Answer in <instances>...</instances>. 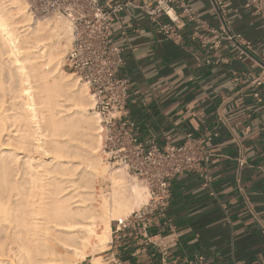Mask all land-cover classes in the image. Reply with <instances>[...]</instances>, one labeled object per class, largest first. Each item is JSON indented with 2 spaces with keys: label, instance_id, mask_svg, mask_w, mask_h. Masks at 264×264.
Returning a JSON list of instances; mask_svg holds the SVG:
<instances>
[{
  "label": "crops",
  "instance_id": "1",
  "mask_svg": "<svg viewBox=\"0 0 264 264\" xmlns=\"http://www.w3.org/2000/svg\"><path fill=\"white\" fill-rule=\"evenodd\" d=\"M155 1L99 0L105 8L132 4L112 24L115 42L124 50L121 73L131 84L127 117L140 140L155 139L160 146L180 145L186 134L203 138L213 195L197 175L177 177L167 209L176 232L170 256L163 261L152 245L119 243L108 248L106 262L112 264L116 255L132 264H178L203 254L206 264H264V111L251 85L264 77V0L260 14L251 0H223L229 28L250 44L242 56L227 42L212 48L217 37L196 24L182 29L180 43L165 40L136 8ZM185 2L219 33L210 0ZM195 31L202 36L192 40ZM258 91L264 97V84ZM213 131L218 137L204 141Z\"/></svg>",
  "mask_w": 264,
  "mask_h": 264
},
{
  "label": "bare ground",
  "instance_id": "2",
  "mask_svg": "<svg viewBox=\"0 0 264 264\" xmlns=\"http://www.w3.org/2000/svg\"><path fill=\"white\" fill-rule=\"evenodd\" d=\"M25 9L0 0V264H81L107 247L108 218L146 191L100 199V121L87 88L61 71L71 29L56 18L30 25Z\"/></svg>",
  "mask_w": 264,
  "mask_h": 264
},
{
  "label": "built area",
  "instance_id": "3",
  "mask_svg": "<svg viewBox=\"0 0 264 264\" xmlns=\"http://www.w3.org/2000/svg\"><path fill=\"white\" fill-rule=\"evenodd\" d=\"M210 1L220 21L219 33L207 28L185 0H156L153 5L142 4L136 8L157 26L165 40L180 43L182 29L187 24H196L200 30L211 31L217 37L212 41V48H219L227 42L238 48L239 56L244 55L250 44L243 42L241 36L229 28L224 1ZM251 4L255 13L260 14V0H251ZM127 6L132 4L126 2L105 8L99 0H28V10L33 18L58 14L70 23L71 45L63 68L92 95V111L100 121V151L109 166L124 170L146 190L145 204L126 217L112 221L110 246L131 242L152 245L165 261L176 246L175 227L167 217L171 183L183 174H195L203 188L213 195L212 177L208 171L210 155L203 138L192 134H186L180 145L167 142L162 146L155 139L140 140L135 135V124L127 117L131 84L121 73L125 65L124 50L116 44L112 31L115 15ZM201 36L195 31L190 38L195 40ZM263 84L264 77L261 76L251 81L255 89L253 97L264 111V97L258 91ZM217 137L218 133L213 131L206 134L204 141L211 142ZM104 256L107 260L108 256ZM112 257V264H132L116 255ZM177 263L206 264V257L198 254L178 259Z\"/></svg>",
  "mask_w": 264,
  "mask_h": 264
},
{
  "label": "rangeland",
  "instance_id": "4",
  "mask_svg": "<svg viewBox=\"0 0 264 264\" xmlns=\"http://www.w3.org/2000/svg\"><path fill=\"white\" fill-rule=\"evenodd\" d=\"M21 3H23L25 6H26V15H29L27 17H29V23L30 25H34L36 24L37 22L38 23H43L44 21H46L47 19H60L61 21L64 22V24L71 29V26H70V23L68 22V20H66L64 17L58 15V14H52L50 16H47L45 18H33L28 10V0H20ZM1 3L4 4V5H8V0H1ZM32 27V26H31ZM61 45H62V48H64V51L62 53V67H61V71L64 75H67L69 74V78H72L73 80H76V78L74 76L71 75L70 72H68L67 70H65L63 68V64H64V59H65V56L67 54V51L69 50L70 48V45H71V36L70 38H68V40H62L61 41ZM71 75V76H70ZM77 83V82H76ZM76 85H78V87L80 88H86L84 87L82 84H79L77 83ZM90 113H95L94 111L90 110L89 111ZM96 115V114H94ZM97 116V115H96ZM98 120V119H97ZM96 155L98 157H102V162L104 164V166H106L107 168V171H108V178L107 180L106 179H98L97 180V191L100 193L99 194V197L101 200H104V202H106V204L109 206L111 204V199H112V195H113V192L117 191V194L120 195V197H123V196H127L128 195V189L131 187L130 185H132V187H138V189L140 190H145V188L137 181L135 180L134 178H132L131 176H129L124 170H121L117 167H111L108 165V162H106L105 160V156L102 154V152L100 151V146L98 145V148H97V152H96ZM113 177H116L117 180L120 182L121 185H119L116 190L114 189V185L112 183V180H111V175ZM115 174V175H114ZM110 176V177H109ZM146 194V193H145ZM101 195V196H100ZM105 198V199H104ZM147 201V194H146V198L144 199V201L140 204V205H136L134 206L130 211L128 212H125L123 215H117V216H110L108 215V221L110 223V227L112 225V221L113 219H117V218H124L126 217L127 215H129L131 212H133L134 210H137L138 208H140L143 204H145ZM109 243L107 244V247L104 248V250L101 252V251H96L92 254V256H90L87 260H85L84 262H82L81 264H90V259L94 258V257H101L100 258V264H107L106 262V258L103 257L105 254H108L110 253V250H108V248L110 247V242H111V228H110V232H109Z\"/></svg>",
  "mask_w": 264,
  "mask_h": 264
}]
</instances>
